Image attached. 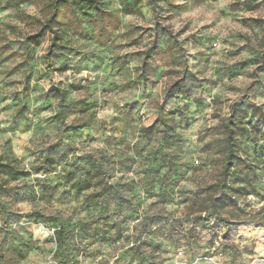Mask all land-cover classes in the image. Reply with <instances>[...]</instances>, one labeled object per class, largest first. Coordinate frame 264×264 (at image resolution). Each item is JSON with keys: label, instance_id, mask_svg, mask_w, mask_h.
<instances>
[{"label": "clouds", "instance_id": "1", "mask_svg": "<svg viewBox=\"0 0 264 264\" xmlns=\"http://www.w3.org/2000/svg\"><path fill=\"white\" fill-rule=\"evenodd\" d=\"M0 264H264V0H0Z\"/></svg>", "mask_w": 264, "mask_h": 264}]
</instances>
